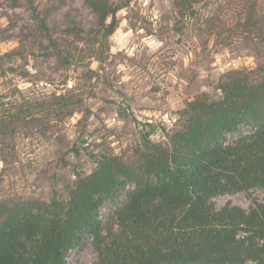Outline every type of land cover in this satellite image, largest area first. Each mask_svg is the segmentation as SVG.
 Listing matches in <instances>:
<instances>
[{
	"label": "trees",
	"instance_id": "16d2710c",
	"mask_svg": "<svg viewBox=\"0 0 264 264\" xmlns=\"http://www.w3.org/2000/svg\"><path fill=\"white\" fill-rule=\"evenodd\" d=\"M83 1L92 27L85 32L67 13L61 41L49 34L47 17L65 0H46L40 10L31 6L34 32L43 37L38 45L61 65L69 43L107 40L117 26L113 1ZM254 11L253 5L245 11L242 30L255 26ZM215 88L216 96L201 92L185 102L164 141L153 140L154 128L144 127L130 156L92 154V168L74 172L62 194L0 197V264H65L85 235L92 238L95 264H264V202L247 211L210 203L224 191L258 186L264 193V58L222 72ZM69 105L58 99L0 108V141L14 150L11 139L21 124L51 112L59 117L65 109L69 114ZM229 133L236 134L232 141ZM103 200L116 203L104 222L98 216Z\"/></svg>",
	"mask_w": 264,
	"mask_h": 264
},
{
	"label": "rangeland",
	"instance_id": "374dc122",
	"mask_svg": "<svg viewBox=\"0 0 264 264\" xmlns=\"http://www.w3.org/2000/svg\"><path fill=\"white\" fill-rule=\"evenodd\" d=\"M21 1L12 6L0 0V108L64 99L72 111L57 117L49 110L33 125L21 124L11 139L14 150L0 141V197L62 194L74 172L92 168V154L130 156L144 127L154 128L153 140L164 141L187 100L201 92L218 95L222 72L254 67L264 58V0H111L117 6L114 32L93 44L69 43L64 65L38 45L43 37L34 32L31 6L40 10L46 0ZM250 5L255 26L244 31L239 24ZM67 13L85 32L92 27L85 2L65 0L47 17L58 41ZM235 137L229 133L226 140ZM256 202H264L258 186L210 198L215 209L231 204L247 211ZM115 204L103 200L99 219L104 222ZM96 259L85 235L65 264Z\"/></svg>",
	"mask_w": 264,
	"mask_h": 264
}]
</instances>
